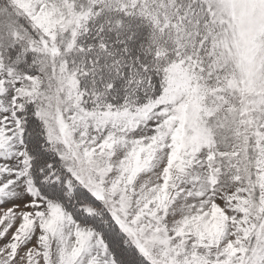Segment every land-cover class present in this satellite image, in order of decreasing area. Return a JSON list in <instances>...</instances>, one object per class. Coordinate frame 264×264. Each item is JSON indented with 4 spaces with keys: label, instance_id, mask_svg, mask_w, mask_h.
I'll return each mask as SVG.
<instances>
[{
    "label": "snow or ice",
    "instance_id": "obj_1",
    "mask_svg": "<svg viewBox=\"0 0 264 264\" xmlns=\"http://www.w3.org/2000/svg\"><path fill=\"white\" fill-rule=\"evenodd\" d=\"M0 264H264V0H0Z\"/></svg>",
    "mask_w": 264,
    "mask_h": 264
}]
</instances>
